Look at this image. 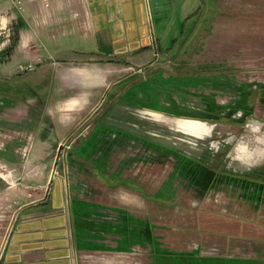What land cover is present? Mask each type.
I'll use <instances>...</instances> for the list:
<instances>
[{
    "label": "rangeland",
    "instance_id": "1",
    "mask_svg": "<svg viewBox=\"0 0 264 264\" xmlns=\"http://www.w3.org/2000/svg\"><path fill=\"white\" fill-rule=\"evenodd\" d=\"M149 6L158 61L140 72L118 68L114 78L67 83L44 66L51 62L38 42L41 68L14 59V42L0 50L5 239L13 211L38 203L48 180L56 181L67 189L80 249L134 253L142 243L151 264L156 244L149 238L157 229L210 224V215L219 214L214 210L224 203L218 186L227 174L241 176L231 177L233 183L264 181V161L241 165L229 155L232 145L223 142L229 136L247 137L246 121L264 122L263 106L247 118L241 110L258 86L251 84L254 77L260 75L264 84V68H250L264 63V0H149ZM243 80L250 82L244 88L237 84ZM71 98L79 104L67 105ZM212 102L226 108L221 121L207 123L216 125L211 137H194L173 125L183 120L206 124L173 115L203 116ZM213 141L220 143L219 152ZM224 190L236 202L237 184ZM142 263L133 255V264Z\"/></svg>",
    "mask_w": 264,
    "mask_h": 264
},
{
    "label": "crops",
    "instance_id": "2",
    "mask_svg": "<svg viewBox=\"0 0 264 264\" xmlns=\"http://www.w3.org/2000/svg\"><path fill=\"white\" fill-rule=\"evenodd\" d=\"M22 9L20 12L9 0H0V18L8 21L5 33H0V50L14 42L10 47L14 59L41 68L40 58L44 56L38 47L42 46L51 62L44 66L55 69L67 83L94 79L99 82L102 77L114 78L118 68L140 72L157 65L149 0H49L47 8L40 0H23ZM253 66L250 68L261 69L264 63ZM262 79L256 75L251 82L258 85L253 91L259 90L254 112L258 105L264 108ZM246 83L250 82L237 84L244 88ZM173 123L188 135H207L204 123ZM230 179L218 186L224 204L214 211L223 216L210 213V224H185L181 228L174 224L168 232L157 229L156 249L208 259L204 264H264V181L247 178L233 183ZM235 183L236 202L234 196L223 194L224 188H232ZM13 213L6 239L5 224H0V264H133V255L148 264V248L142 245L141 251L134 253L78 249L68 192L56 181L52 185L48 180L38 203L32 201Z\"/></svg>",
    "mask_w": 264,
    "mask_h": 264
},
{
    "label": "clouds",
    "instance_id": "3",
    "mask_svg": "<svg viewBox=\"0 0 264 264\" xmlns=\"http://www.w3.org/2000/svg\"><path fill=\"white\" fill-rule=\"evenodd\" d=\"M8 21L0 18V33H5ZM3 45H0L2 47ZM67 105L77 106L79 101L71 98L65 101ZM208 129L207 136L211 137L216 125L205 124ZM247 130V137L229 136L223 142L232 145V151L229 153L232 160L239 162L246 167H252L264 161V122L259 120L246 121L244 125ZM211 147L216 151H220V143L213 141Z\"/></svg>",
    "mask_w": 264,
    "mask_h": 264
},
{
    "label": "trees",
    "instance_id": "4",
    "mask_svg": "<svg viewBox=\"0 0 264 264\" xmlns=\"http://www.w3.org/2000/svg\"><path fill=\"white\" fill-rule=\"evenodd\" d=\"M247 99V98H246ZM226 107L224 106H218V105H215L213 102L210 104V106H208V113L207 112H204L203 116L202 115H198V114H195L194 116L193 115H187L181 111L179 112H175V115H173L174 117H178V118H183V116H190L191 118H193L194 120H199V121H206V122H218L219 120L221 121L222 118H219L223 112V110L225 109ZM231 123H234V124H237L236 121H231ZM229 176V178L233 177V178H241V176H238V175H235V176H231L230 174H227ZM226 175V176H227ZM247 180V179H246ZM209 183L207 184L206 187H208ZM200 186V184H199ZM204 188V185H202L201 189L203 190ZM75 205V203H74ZM71 212H72V216H73V211H72V206H71ZM75 224H77V222L75 221L74 222ZM73 221H72V224H74ZM149 240L153 243V245L155 244L154 241H155V238L152 237L151 235V238H149ZM142 241V240H140ZM75 244L77 246L78 249H80L79 247V244L77 243V241L75 240ZM140 245H143L142 243H140ZM85 249V247H82ZM94 250H96L95 248H93ZM125 249V247H124ZM127 250V249H126ZM154 252H152V263L151 264H204L206 260L208 259H205V258H196V257H191L189 255H172V254H167L165 252H162V251H158L156 249V247L154 248L153 250Z\"/></svg>",
    "mask_w": 264,
    "mask_h": 264
},
{
    "label": "flooded vegetation",
    "instance_id": "5",
    "mask_svg": "<svg viewBox=\"0 0 264 264\" xmlns=\"http://www.w3.org/2000/svg\"><path fill=\"white\" fill-rule=\"evenodd\" d=\"M251 95H254L253 97ZM256 96H259V90H255L249 93V97L248 99H246L242 104H241V110H242V114H245V118L248 117V114L251 113V115L253 114L255 107V101L257 99ZM248 112V113H246ZM250 116V115H249Z\"/></svg>",
    "mask_w": 264,
    "mask_h": 264
},
{
    "label": "built area",
    "instance_id": "6",
    "mask_svg": "<svg viewBox=\"0 0 264 264\" xmlns=\"http://www.w3.org/2000/svg\"><path fill=\"white\" fill-rule=\"evenodd\" d=\"M26 1H31V0H26ZM40 1H41V3L43 4V6L45 8H47L49 6V0H40ZM10 2L14 5V7L18 11H20V12L23 11V9H22V2H23V0H10Z\"/></svg>",
    "mask_w": 264,
    "mask_h": 264
}]
</instances>
